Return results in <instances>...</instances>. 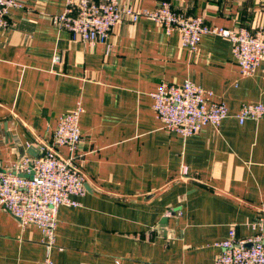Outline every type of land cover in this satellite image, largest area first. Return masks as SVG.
I'll use <instances>...</instances> for the list:
<instances>
[{"label": "crops", "instance_id": "obj_1", "mask_svg": "<svg viewBox=\"0 0 264 264\" xmlns=\"http://www.w3.org/2000/svg\"><path fill=\"white\" fill-rule=\"evenodd\" d=\"M168 1L208 24L264 30V0H130L133 10ZM65 0L10 8L0 32V171L50 143L58 117L82 105L78 154L86 191L60 206L54 245L33 224L0 212V264H214L234 225L238 237L264 211V115L240 124L242 103L264 104V67L242 75L222 37L181 46L147 18L123 16L107 43L73 40L50 17ZM60 62H53L54 55ZM185 80L227 106L218 127L182 137L163 128L150 93ZM62 155L67 149L59 148ZM186 167L187 173L181 175Z\"/></svg>", "mask_w": 264, "mask_h": 264}, {"label": "built area", "instance_id": "obj_2", "mask_svg": "<svg viewBox=\"0 0 264 264\" xmlns=\"http://www.w3.org/2000/svg\"><path fill=\"white\" fill-rule=\"evenodd\" d=\"M26 5L27 0H0V32L10 25L8 10ZM123 16L132 22L142 17L153 20L167 35L178 31L181 46L190 52L197 49L204 35L225 38L242 75H252L258 67H264L263 29L208 24L202 16L177 12L168 1H161L151 10L135 11L130 0H65L63 11L50 19L69 31L73 40L94 45L107 43ZM52 61L60 62V55H54ZM150 96L154 115L163 128L182 137L198 132L205 125L218 127L228 115L224 102L214 100L212 91L191 80L180 84L161 82ZM83 111L78 104L61 114L52 141L43 143L37 156H22L0 171V212L10 213L21 227L36 225L47 248L54 245L58 208L78 206V197L86 191L85 176L78 163L79 117ZM263 115L262 102L242 103L236 118L242 124L247 119L257 121ZM61 147L67 149V155L61 154ZM186 173L183 167L181 175ZM249 227L250 235L238 237L233 225L225 239L214 243L219 249L214 264H264V211L252 219Z\"/></svg>", "mask_w": 264, "mask_h": 264}, {"label": "water", "instance_id": "obj_3", "mask_svg": "<svg viewBox=\"0 0 264 264\" xmlns=\"http://www.w3.org/2000/svg\"><path fill=\"white\" fill-rule=\"evenodd\" d=\"M38 154H34L33 156H37Z\"/></svg>", "mask_w": 264, "mask_h": 264}]
</instances>
